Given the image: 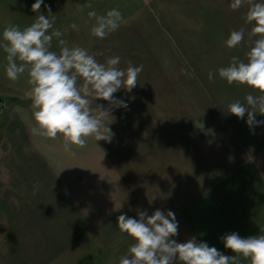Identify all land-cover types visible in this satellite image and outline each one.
<instances>
[{
	"label": "crops",
	"instance_id": "obj_1",
	"mask_svg": "<svg viewBox=\"0 0 264 264\" xmlns=\"http://www.w3.org/2000/svg\"><path fill=\"white\" fill-rule=\"evenodd\" d=\"M207 1L214 24L216 1ZM33 3L17 1V12L30 17L20 29L48 16L49 34L62 33L51 51L80 46L100 63L118 56L122 69L129 61L143 68L131 92L113 94L128 107L111 108L104 120L111 142L88 137L83 147L33 135L27 71L7 82L8 92H0L7 100L0 124V264H119L134 241L120 233L118 216L138 219L139 211L151 216L157 209L175 214L178 243L195 237L228 256L234 253L222 236L264 235V125L250 128L247 113L242 119L228 113L231 102L258 93L243 85L237 96L224 85L214 89L215 78L206 84L191 77L179 58V9L191 15L192 0H44L36 13ZM113 8L123 17L118 29L93 36L88 13ZM240 12L242 45L250 24ZM96 104L110 108L102 99ZM240 264L250 262L240 257Z\"/></svg>",
	"mask_w": 264,
	"mask_h": 264
},
{
	"label": "clouds",
	"instance_id": "obj_2",
	"mask_svg": "<svg viewBox=\"0 0 264 264\" xmlns=\"http://www.w3.org/2000/svg\"><path fill=\"white\" fill-rule=\"evenodd\" d=\"M43 3L44 0H35L32 11L39 12ZM245 5V23L252 26L248 33L250 50L246 52L245 60L233 56L228 66L218 69V75L229 85H245L258 93H249L244 102L235 100L228 105V113L238 118H244L247 113L246 123L252 128L264 125V120L255 118L256 114L264 115V0H231L229 8L235 11ZM88 16L95 18L91 34L101 39L117 30L123 19L115 8L104 15L91 11ZM52 28V20L40 14L22 30L18 25H7L0 36V48L6 53L7 78L16 81L26 71L28 73L35 122L32 134L47 139L61 138L65 148L71 145L83 147L88 137L111 142L114 133L104 120L111 108L128 107L113 94L121 88L131 92L143 66H132L129 61V66L122 69L118 67V56L100 63L95 55L80 46H65L59 53L51 51L53 37L62 35L59 30L49 34ZM72 28L77 29V25L73 24ZM244 38L245 29L241 27L230 32L225 45L229 49L236 48ZM60 43L64 44V41ZM215 75L210 71L209 80ZM101 99L108 101L110 108L96 104L93 109V102ZM138 216L136 219L121 214L117 218L120 233L134 241L120 257L119 264H240V257L249 260L250 264H264V235L243 238L232 232L222 236L224 247L234 253L228 256L206 242H197L195 237L184 243L172 239L178 235V222L172 211L165 213L157 209L151 216L146 211H139Z\"/></svg>",
	"mask_w": 264,
	"mask_h": 264
},
{
	"label": "rangeland",
	"instance_id": "obj_3",
	"mask_svg": "<svg viewBox=\"0 0 264 264\" xmlns=\"http://www.w3.org/2000/svg\"><path fill=\"white\" fill-rule=\"evenodd\" d=\"M17 1L0 0V36H2V32L7 25L13 24L22 27L25 24L23 19H30L29 15H24L25 13H22L21 10L18 9L17 12ZM215 1L214 24L212 23L213 19L206 12L207 8L204 9V4H208L207 0H192L190 8L194 9L190 10L191 15H187L189 14L187 9H179L182 15L179 18L180 21H183L179 24L180 35L182 33L181 36L183 37V39L179 40V58L182 57L181 59L185 61V64L191 68V77L195 75L199 82H205L207 84L209 80L208 73L212 71L216 74L214 89L218 91L224 85L228 91L232 92L231 94L238 96L244 90V86L235 83L229 85L219 77L218 69L227 66L233 56L240 59V50L247 45L249 47L251 44V41L248 40L233 49H229L225 45V41L229 37L230 32L240 29L238 21L239 11L242 14L246 13L247 6L245 5L241 9L233 11L229 8L231 0ZM257 1L262 2V0ZM183 13L186 15L183 16ZM251 27V25H248L249 32ZM5 57L6 53L0 48V67L7 63ZM208 66H210V69ZM4 73L3 71L0 72V92H8L7 82H10V80L7 78L5 80ZM192 79L194 80V78ZM184 91L186 92L187 90L184 89ZM247 91L249 92L250 90Z\"/></svg>",
	"mask_w": 264,
	"mask_h": 264
},
{
	"label": "water",
	"instance_id": "obj_4",
	"mask_svg": "<svg viewBox=\"0 0 264 264\" xmlns=\"http://www.w3.org/2000/svg\"><path fill=\"white\" fill-rule=\"evenodd\" d=\"M6 103H7L6 99L0 97V124H1L2 114L5 109Z\"/></svg>",
	"mask_w": 264,
	"mask_h": 264
}]
</instances>
